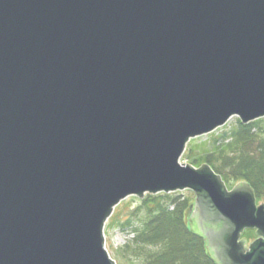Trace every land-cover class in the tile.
<instances>
[{
    "label": "water",
    "instance_id": "1",
    "mask_svg": "<svg viewBox=\"0 0 264 264\" xmlns=\"http://www.w3.org/2000/svg\"><path fill=\"white\" fill-rule=\"evenodd\" d=\"M232 117L264 118V0H0V264H116L114 208L186 190L211 259L264 264V202L179 163Z\"/></svg>",
    "mask_w": 264,
    "mask_h": 264
},
{
    "label": "trees",
    "instance_id": "2",
    "mask_svg": "<svg viewBox=\"0 0 264 264\" xmlns=\"http://www.w3.org/2000/svg\"><path fill=\"white\" fill-rule=\"evenodd\" d=\"M263 122L264 118L243 125L237 120L234 130L212 139L211 152L195 156L194 149L188 148L185 157L194 168L209 165L226 186L246 183L256 201H260L264 199ZM182 198L160 193L147 194L138 200L141 217L133 228L135 238L131 248L136 264H215L204 240L190 232L187 220L190 201ZM127 225L130 223L123 226Z\"/></svg>",
    "mask_w": 264,
    "mask_h": 264
},
{
    "label": "rangeland",
    "instance_id": "3",
    "mask_svg": "<svg viewBox=\"0 0 264 264\" xmlns=\"http://www.w3.org/2000/svg\"><path fill=\"white\" fill-rule=\"evenodd\" d=\"M237 117H232L223 127L218 128L213 133L208 135H204L202 137L194 138L189 141L186 146L185 152L188 148L194 149L195 156L203 155L206 152L212 151V139L214 137L219 138L224 133H230L237 126ZM264 124V122H263ZM262 124V126H263ZM259 135V134H258ZM219 144V143H218ZM184 152L181 157L179 163L182 165H190L187 161ZM240 182H236L234 184L228 185V188L235 187L236 184ZM170 195L176 196L180 195L184 198L189 199L190 204H193V200L195 196L190 191L176 192L170 193ZM137 197H128L121 201L113 210V213L109 220L107 221L104 228L105 235V249L107 250L110 258L115 261L116 264H136L137 259L132 254L131 248H133V241L135 238V233L133 232V228L138 226L137 219L141 217V213L137 211L138 207ZM264 199L260 201H256V204H262ZM190 206V205H189ZM172 206L170 210H172ZM190 217V213L188 215L187 220ZM126 223H130L126 227L123 226ZM128 234V235H126ZM128 236V237H125ZM129 246V249L127 248Z\"/></svg>",
    "mask_w": 264,
    "mask_h": 264
},
{
    "label": "flooded vegetation",
    "instance_id": "4",
    "mask_svg": "<svg viewBox=\"0 0 264 264\" xmlns=\"http://www.w3.org/2000/svg\"><path fill=\"white\" fill-rule=\"evenodd\" d=\"M226 188H227L228 191H230L232 189V188L229 189L228 186H226ZM194 201H195V198L193 200V203H194ZM188 212H189V209H188ZM190 216H191V214H190ZM189 219H190V217H189ZM189 219H188V221H189ZM208 225H209L208 227H210L211 229L213 228L215 231H220L221 229H223L226 226L221 221L214 222V223H211V224L209 223ZM189 230H190V228H189ZM259 240H260V238L256 235V230L255 229H244L240 233L239 238L237 240L236 250L238 251L240 256H245V255H247V254H249L251 252L252 246L256 242H258ZM212 260L215 262V264H222L220 262V260L218 259V257L215 256V254L213 255V259Z\"/></svg>",
    "mask_w": 264,
    "mask_h": 264
},
{
    "label": "built area",
    "instance_id": "5",
    "mask_svg": "<svg viewBox=\"0 0 264 264\" xmlns=\"http://www.w3.org/2000/svg\"><path fill=\"white\" fill-rule=\"evenodd\" d=\"M126 235H128V234H126ZM125 237H128V236H125Z\"/></svg>",
    "mask_w": 264,
    "mask_h": 264
}]
</instances>
